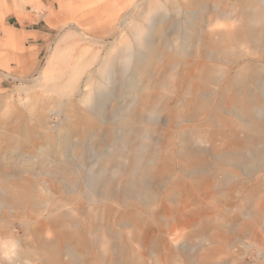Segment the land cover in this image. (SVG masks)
<instances>
[{"label":"rangeland","instance_id":"obj_1","mask_svg":"<svg viewBox=\"0 0 264 264\" xmlns=\"http://www.w3.org/2000/svg\"><path fill=\"white\" fill-rule=\"evenodd\" d=\"M47 1L56 21L43 17V48L13 30L17 44L0 47V124L21 112L32 130L19 148L0 139V264H124L123 248L127 264H264V164H249L263 150L254 143L264 132V0ZM10 5L0 0V38L25 7ZM142 13L157 19L155 44L175 59L152 58L147 75L130 66L124 78L118 66L101 90L98 65L121 41L136 45L137 29L150 25ZM23 50L25 65L15 58ZM74 69L92 102L45 90ZM130 110L136 131L119 123ZM139 157L149 170L125 200Z\"/></svg>","mask_w":264,"mask_h":264},{"label":"bare ground","instance_id":"obj_2","mask_svg":"<svg viewBox=\"0 0 264 264\" xmlns=\"http://www.w3.org/2000/svg\"><path fill=\"white\" fill-rule=\"evenodd\" d=\"M14 1H21V0H14ZM202 1V0H201ZM196 2V1H195ZM206 4V3H205ZM140 6V4H136V6L134 8H131L130 12H128L126 18H128L129 16H133L136 14L135 10L138 9V7ZM256 6V5H254ZM259 6V5H258ZM200 10V9H199ZM198 10V11H199ZM206 11V10H205ZM249 14V13H248ZM262 14V13H261ZM191 15V14H190ZM243 16V15H242ZM125 17V16H124ZM192 17V16H191ZM125 18V19H126ZM141 19H143L144 21L149 22L150 25H147L145 28L144 27H140L137 29V32L135 33V41H136V45L135 46H131L127 41H121V45L119 47H117V50L115 52L112 51V49L106 54V57L104 59L101 60L100 64L98 65V68L96 69V77H98V84L100 85V89L103 90L104 89V84L103 82L108 81L111 76L113 74L116 73L115 68L119 67V72L120 75L124 78L125 75L127 74V69L132 66V68H134V74L136 75H142V74H149L152 70L151 67V59L152 58H157L160 56L166 57H172L173 59H175V55H167L162 48L157 47L155 42H156V38L158 37L156 34V22L157 19L155 18H151L149 13H142L141 14ZM189 19V18H188ZM191 19V18H190ZM249 19V18H248ZM50 21L52 22L53 20L50 19ZM50 22V23H51ZM129 23V22H128ZM122 25V24H121ZM190 29V28H189ZM188 31V30H187ZM83 34V33H82ZM240 34V32H239ZM243 34V33H242ZM250 34V33H249ZM7 37L9 39H11V36ZM239 39V38H237ZM251 39V37L249 38ZM247 39V41L249 40ZM245 41V40H244ZM246 42V41H245ZM242 44V41L241 43ZM198 46V45H197ZM57 52V51H56ZM181 53V52H180ZM55 54V53H54ZM183 54V53H182ZM185 54V53H184ZM183 54V56H184ZM71 57V56H70ZM61 58V57H60ZM64 62V60H63ZM182 63V62H181ZM180 63V64H181ZM184 64V63H183ZM50 65V64H49ZM62 66V65H61ZM54 67V66H53ZM51 67V68H53ZM57 67V66H55ZM84 68V67H83ZM50 69V68H49ZM48 70V68H47ZM46 70V71H47ZM81 70V69H80ZM50 71V70H49ZM78 71H76V69H74L72 76L67 79L64 80V72L63 71H59L56 75H54L50 81L48 85H44L45 90L50 91L51 93L55 94V96L58 99H65V97L68 96V94L70 93V95L74 94L76 97L80 96L81 98H79L80 102H85L90 103L92 102V99H95L94 95H90L88 94H82V88L80 87V85H77V82L80 81L79 75H77ZM83 70H81L80 73H82ZM176 72V71H175ZM79 73V72H78ZM79 73V74H80ZM4 77L8 78L10 77V75H6L5 73L3 74ZM2 75V76H3ZM40 75L41 79L45 80L47 79L46 77V72L43 71ZM81 77V76H80ZM102 80H99V79ZM40 79V78H39ZM93 79L92 76H88L87 77V81H85V83H88L89 81H91ZM41 80V81H42ZM43 82V81H42ZM82 82V81H81ZM84 84V82H82ZM40 84V83H39ZM38 84V85H39ZM43 84V83H41ZM81 84V83H79ZM98 85V86H99ZM37 87V85H34ZM41 88V85H39ZM43 87V85H42ZM28 88V87H27ZM32 88V87H31ZM34 88V87H33ZM43 89V88H42ZM227 89V87H226ZM225 89V90H226ZM31 90V89H30ZM35 90V88H34ZM33 90V91H34ZM44 90V89H43ZM32 92V91H31ZM239 92V91H238ZM240 93V92H239ZM238 94V93H237ZM206 95V94H205ZM208 95V94H207ZM210 95V94H209ZM50 97V96H49ZM148 97V96H147ZM73 98V97H72ZM78 98V97H77ZM209 98V97H208ZM252 102L253 103H258V99L256 96L252 97ZM55 99V98H53ZM143 99V98H142ZM146 100V99H145ZM208 100V99H207ZM264 100V99H263ZM50 102V101H49ZM207 102V101H206ZM216 102V101H215ZM243 102V101H241ZM202 103V102H201ZM204 103V102H203ZM221 103V102H220ZM53 104V103H52ZM62 104V103H61ZM94 104V103H92ZM215 104V103H214ZM222 104V103H221ZM234 105V104H233ZM242 105V104H239ZM238 105V106H239ZM29 106V105H28ZM44 106V105H43ZM217 106V105H216ZM68 107V106H67ZM92 107V106H91ZM215 107V106H214ZM221 107V106H220ZM45 108V107H44ZM61 108V107H60ZM71 108V107H70ZM97 108V107H96ZM207 108V107H206ZM88 109V108H87ZM235 109V108H234ZM43 110V109H41ZM91 110V109H90ZM95 110V109H94ZM250 110V109H249ZM261 110V109H260ZM251 111V110H250ZM254 111V110H253ZM3 112V111H2ZM1 112V113H2ZM91 112V111H90ZM92 112H94L92 110ZM14 113V112H13ZM12 113V114H13ZM16 113V112H15ZM96 113V112H95ZM246 113V112H245ZM244 113V114H245ZM261 113V112H260ZM27 114V113H26ZM64 114V113H63ZM249 114V113H248ZM252 114V113H250ZM258 114V113H257ZM95 115V114H94ZM259 115V114H258ZM244 116V115H242ZM254 116V115H253ZM80 117V116H79ZM245 117V116H244ZM243 117V118H244ZM251 117V116H250ZM256 117V116H255ZM15 118V119H14ZM28 118V117H27ZM78 118V117H77ZM220 118V117H218ZM253 118V117H252ZM8 118H6L7 120ZM11 124L12 126L8 127V126H3L0 124V139L4 141L5 146L6 147H10V148H19L21 146H23L26 142H28L27 140L30 138L31 135V128L27 127L26 125H24V118L22 117V113L18 112L17 114H15V116L11 117ZM211 119V118H210ZM215 119V118H214ZM262 119V118H261ZM217 120V119H216ZM75 121V120H74ZM79 121V120H78ZM95 121V120H94ZM7 121H5L6 123ZM44 122V121H43ZM76 122V121H75ZM248 122V121H247ZM46 123V122H45ZM71 123V122H70ZM83 123V122H82ZM120 125H122L123 127H128L130 129H133L134 131H136V125H137V121H136V117L134 114H132V111L130 110V112L128 113V115L122 117L119 120ZM207 123V122H206ZM244 123V122H243ZM38 124V123H37ZM67 124V123H66ZM5 125V124H4ZM10 125V124H9ZM24 125V126H23ZM85 125V124H84ZM202 125V124H201ZM200 125V126H201ZM204 125V124H203ZM252 125V124H251ZM73 126V125H72ZM98 126V125H97ZM79 127V125H78ZM115 127V126H114ZM206 127V126H205ZM253 127V126H252ZM156 128V127H155ZM198 128V127H197ZM81 129V128H80ZM79 129V130H80ZM213 129V128H212ZM155 130V129H154ZM71 131V130H70ZM73 131V130H72ZM37 132V131H36ZM74 132V131H73ZM78 132V131H77ZM35 134V133H34ZM38 136V135H37ZM49 137V136H47ZM51 137V136H50ZM70 137V136H69ZM60 139V138H59ZM260 139V140H259ZM257 139L259 141H256L254 143V145L256 144H260L263 146V150H260L259 152H257L255 154V157H253L251 160H249V164L251 165H261L264 164V132L261 133L260 138ZM50 141V140H49ZM60 141V140H59ZM2 142V141H0ZM55 141L53 140V138L51 139V144H54ZM66 143V141H65ZM68 143V142H67ZM202 143V142H201ZM3 144V143H2ZM134 145V144H132ZM57 146V145H56ZM59 146V144H58ZM186 146V145H185ZM25 147V146H24ZM62 147V146H61ZM2 148V147H1ZM56 148V147H55ZM184 148V147H183ZM4 149V148H3ZM136 149V148H135ZM259 150V149H258ZM189 151V150H188ZM251 151V150H250ZM253 151V150H252ZM19 153V152H18ZM150 153V152H149ZM194 153V152H193ZM203 153V152H202ZM253 153V152H251ZM188 154V153H187ZM236 154V153H235ZM225 155V154H224ZM242 155V154H241ZM247 155V154H246ZM244 156V155H243ZM194 157V156H193ZM231 157V156H230ZM155 158V157H154ZM150 161V160H149ZM187 162V161H186ZM230 162V161H229ZM195 163V162H194ZM236 163V162H235ZM234 163V164H235ZM148 163L145 162V159L143 157H139L136 160H133V163L130 164L132 165V167L130 166V168L128 169V173L132 176V178L134 179L132 181V183H134V187L130 188L129 185L125 186L122 190L123 193V198L125 200H132L133 198H135L137 196V192L136 191V187L138 184H141L142 181L144 180V175L148 172L149 170V165H147ZM150 164V163H149ZM161 165V164H160ZM250 165V166H251ZM155 166V165H154ZM233 166V164H232ZM156 167V166H155ZM252 167V166H251ZM123 168V167H122ZM237 168V167H236ZM246 168V167H245ZM257 168V167H256ZM189 169V168H188ZM239 169V168H238ZM124 171V169H122ZM153 170V169H152ZM241 170V169H240ZM199 171V170H198ZM153 172V171H152ZM189 172V171H188ZM127 173V174H128ZM195 173V172H193ZM129 174L127 176H129ZM208 174V173H206ZM159 177V176H158ZM189 177V176H188ZM201 177V176H200ZM199 178V177H197ZM147 179V178H146ZM196 178H194L193 180H195ZM200 179V178H199ZM204 179V178H203ZM113 180V179H112ZM198 183V182H197ZM13 185V184H12ZM15 185V184H14ZM18 185V184H17ZM104 185V184H103ZM28 186V185H27ZM96 186V185H95ZM197 186V185H196ZM199 186V185H198ZM113 188V183L109 182L107 183V189L109 191H111ZM116 188V187H115ZM122 188V187H121ZM196 188V187H195ZM25 189V188H24ZM33 189V188H32ZM31 190V188H30ZM138 190V189H137ZM5 191V190H4ZM10 192V190H8ZM199 191V190H198ZM31 192V191H30ZM114 192V191H113ZM1 193V192H0ZM5 194V192H3ZM96 193V192H95ZM118 193V192H117ZM137 193V194H136ZM28 194V193H27ZM33 194V193H32ZM115 194V193H114ZM3 195V194H2ZM1 195V196H2ZM7 195V194H6ZM4 196V195H3ZM26 196V195H25ZM112 196V195H111ZM11 197V196H10ZM1 198V197H0ZM8 198V197H7ZM11 199V198H10ZM9 199V200H10ZM115 199V198H113ZM150 199V198H149ZM5 200V199H4ZM44 200V199H42ZM121 200V199H120ZM117 201V200H116ZM151 201V199H150ZM10 203V202H7ZM36 203V202H35ZM1 204V203H0ZM16 204V203H15ZM27 204V203H26ZM33 204V203H32ZM124 204V203H123ZM3 205V204H2ZM1 205V206H2ZM6 206V205H5ZM19 209V208H18ZM153 209V208H152ZM3 211V210H2ZM1 211V212H2ZM11 213V212H10ZM36 213V212H35ZM136 211H133L131 214L135 215ZM9 215V214H8ZM1 216V215H0ZM35 216V215H34ZM10 217V216H9ZM127 217V215H126ZM150 217V216H149ZM3 218V217H2ZM8 218V217H7ZM13 218V217H12ZM60 219V218H59ZM128 219H130L128 217ZM17 221V220H16ZM37 221V220H36ZM132 221V220H131ZM1 222V221H0ZM10 222V221H9ZM15 222V220H14ZM128 222V221H127ZM58 223V222H57ZM135 224V223H134ZM133 224V225H134ZM60 225V224H59ZM249 225V224H248ZM5 228V227H4ZM58 228V226H57ZM63 228V227H62ZM66 228V227H65ZM252 228V227H251ZM3 229V228H2ZM84 229V228H83ZM110 229V228H109ZM108 229V230H109ZM73 230V229H72ZM9 231V230H8ZM74 231V230H73ZM250 231V230H249ZM2 232V231H1ZM254 232V231H253ZM79 233V232H78ZM11 234V233H10ZM15 234V233H14ZM73 236L75 237V241H76V245H77V250L82 251L83 253L87 252L88 249L86 247L83 246V237L82 236H77V233H72ZM1 235V233H0ZM32 235V234H31ZM43 235V234H42ZM65 235V234H64ZM88 235V234H87ZM136 235V234H135ZM33 236V235H32ZM69 236V235H67ZM98 236V235H97ZM119 236V235H118ZM201 236V235H200ZM203 236V235H202ZM201 236V237H202ZM58 237V236H57ZM43 238V237H41ZM45 238V237H44ZM72 240L74 241V238L71 237ZM70 237L68 239H71ZM87 238V237H86ZM61 239V238H60ZM119 239V237H118ZM42 240V239H40ZM47 240V239H45ZM11 241V240H10ZM37 241V240H36ZM14 242V241H13ZM46 242V241H45ZM115 242V241H114ZM9 243V242H8ZM7 243V244H8ZM20 243V242H19ZM28 243V242H27ZM42 244V242H41ZM45 244V243H44ZM138 244V243H137ZM1 245V244H0ZM5 245V244H4ZM29 245V244H28ZM47 245V244H46ZM11 246V244H10ZM13 246V245H12ZM99 247V246H98ZM30 248V247H29ZM70 248V246H69ZM100 248V247H99ZM10 249V248H9ZM41 249H43V247H41ZM48 249V248H47ZM13 250V248L11 249ZM15 250V249H14ZM98 250V249H97ZM8 251V250H7ZM10 251V250H9ZM54 251V249H53ZM79 252V251H78ZM7 253V252H6ZM13 253V252H12ZM16 253V252H15ZM14 253V255H15ZM71 253V252H70ZM3 254V253H1ZM26 254V253H24ZM81 254V253H80ZM10 255V254H8ZM28 255V254H27ZM115 255V254H114ZM5 256H7L5 254ZM63 256V255H62ZM129 256L130 253L128 251H126L125 248L122 249L121 251V257L124 260V264H127L129 262ZM64 257V256H63ZM115 257V256H114ZM41 258V257H40ZM73 258V257H71ZM182 258V257H180ZM45 259V258H44ZM63 259V258H62ZM82 260V259H81ZM85 260V259H84ZM100 261V259H99ZM82 262V261H81ZM43 263V262H42ZM75 263V261H74ZM84 263V262H83ZM82 263V264H83ZM87 263V262H86ZM189 263V262H188ZM29 264H33V262H29ZM45 264H59L58 260L56 259H48L47 263Z\"/></svg>","mask_w":264,"mask_h":264},{"label":"crops","instance_id":"obj_3","mask_svg":"<svg viewBox=\"0 0 264 264\" xmlns=\"http://www.w3.org/2000/svg\"><path fill=\"white\" fill-rule=\"evenodd\" d=\"M10 2V8L19 7L26 4L24 0H10ZM35 3H40L41 7L38 12H34L31 7V5H34L35 7ZM53 8H55V5L47 0H28V3L25 5L24 8H21L18 11L11 13V18L14 19L15 24H17L18 26H15V24H13L9 19L7 22V26H3V28H7V30L4 31L3 28L1 29L2 34L0 38V47H11V45L17 44L18 38L16 37V32L18 34V37L24 38V41L26 40L29 43H33L29 46L43 48L44 44L41 45L40 42L46 40V37L50 35V33L45 28L47 27V25L43 17L47 18L50 15L48 17V22H51L50 19L53 20L52 22H55L56 20L53 16H51ZM19 12L25 17V21L23 23L19 21L17 15ZM12 30L15 32H13ZM7 35L11 36V39H9ZM21 43L22 42L20 40L19 44ZM15 58H17L21 64L25 65L30 58V54L29 52L23 50L19 54H17Z\"/></svg>","mask_w":264,"mask_h":264}]
</instances>
